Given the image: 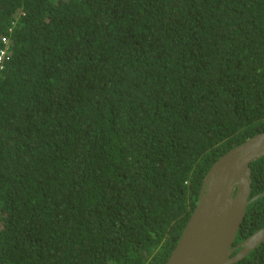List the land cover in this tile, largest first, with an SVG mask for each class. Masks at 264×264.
<instances>
[{
	"label": "trees",
	"instance_id": "trees-1",
	"mask_svg": "<svg viewBox=\"0 0 264 264\" xmlns=\"http://www.w3.org/2000/svg\"><path fill=\"white\" fill-rule=\"evenodd\" d=\"M3 38L0 264H165L212 164L264 132V0H0ZM263 227L264 196L236 244Z\"/></svg>",
	"mask_w": 264,
	"mask_h": 264
},
{
	"label": "water",
	"instance_id": "water-1",
	"mask_svg": "<svg viewBox=\"0 0 264 264\" xmlns=\"http://www.w3.org/2000/svg\"><path fill=\"white\" fill-rule=\"evenodd\" d=\"M264 156V132L233 147L204 177L196 208L165 264H235L264 244V227L236 244L251 196V164Z\"/></svg>",
	"mask_w": 264,
	"mask_h": 264
},
{
	"label": "built area",
	"instance_id": "built-area-1",
	"mask_svg": "<svg viewBox=\"0 0 264 264\" xmlns=\"http://www.w3.org/2000/svg\"><path fill=\"white\" fill-rule=\"evenodd\" d=\"M2 41H3L5 46L0 49V63L3 62V59L7 55L8 50H9V47L6 46L7 40L5 38H3ZM2 68H3V65L0 66V69H2Z\"/></svg>",
	"mask_w": 264,
	"mask_h": 264
}]
</instances>
